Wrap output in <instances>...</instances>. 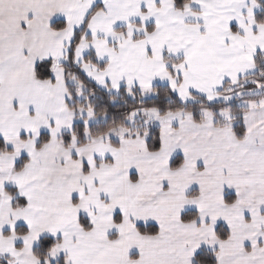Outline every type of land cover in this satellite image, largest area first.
Masks as SVG:
<instances>
[{
    "label": "rangeland",
    "instance_id": "374dc122",
    "mask_svg": "<svg viewBox=\"0 0 264 264\" xmlns=\"http://www.w3.org/2000/svg\"><path fill=\"white\" fill-rule=\"evenodd\" d=\"M54 1L60 2V11L53 9L46 17H53L54 22L64 20L66 12L61 13V11L68 10L71 0H64L66 4L61 3L63 0ZM232 1L234 0H194L190 3L191 8L196 10L188 14L175 9L173 0H85L84 16L81 12L76 16H69L71 19L67 34L69 47L76 32L84 28L94 7L104 4L105 11L104 9L101 10L103 12L98 11L99 13L97 12L90 19L91 26L87 29L86 36L92 35L93 40L88 41L84 36V40L76 49L74 65L89 81L110 94H119L125 89L129 93L138 92L141 99L147 100L156 97L154 87L168 86L160 85L166 82V79H162L166 78L163 75L162 64H166L168 69L165 72L178 83H182L180 90L176 87L175 89L168 87L174 90L173 93L183 103L196 102L194 97L208 104L237 101L238 106L247 109L244 115L248 127L257 132L258 125L264 126V124L257 123L254 118L252 124H249V116L246 114L248 102L258 99L250 101L237 100V98L259 95L264 91V69H259L258 63L254 61L255 73L242 75L239 70H235V63L240 61V57H244L241 54H238L232 64L226 60H213L216 56L227 54L234 43L229 44L228 51L220 42L216 45H208L213 50V54L207 55L203 44H197L198 35L193 29V26H197V29L204 27L201 22L208 19L209 26L218 28L220 32L216 34L215 41H232L238 38L234 34L237 33V26L240 27L241 32L246 30L253 32L251 25L254 24H257L258 29L260 26L264 27L255 19L263 8V0H250L245 6L240 4L239 7H228L227 5ZM8 2L9 0H0V38L4 36L5 25L18 23L14 15V11L18 12V9H14ZM257 6L261 10L258 11ZM22 15L25 16L24 11ZM226 25H230L228 30L222 31ZM149 26L154 28L152 36H147ZM117 29H123L122 33ZM126 31L127 35H125ZM204 40L211 39L207 37ZM262 40L264 42V39ZM54 49H57L56 44ZM67 53L63 60H58V55L52 58L55 96L45 110L36 109V113L30 109L33 103L27 90L31 82L26 78V69L23 68L25 71L23 70L20 76L7 78L5 72L13 73L21 64L16 67L9 64L12 67L9 70L4 66L8 63L0 60V89L10 87L9 84L13 83L16 88H21V99L13 112L6 111L3 115L0 111V144L4 147L0 149V247L11 246L12 241L5 240L1 231L15 229L19 219L18 216H14L12 207L15 197L9 192L11 189H16L17 197L29 200L32 209H44L43 216L48 218L52 225L48 230L51 238L60 230L61 223L54 224L61 215L69 216L68 220L66 218L64 220L65 229L61 235L68 237L69 221L80 210L82 214H87L84 216L93 223V217L97 218V221L103 219V226L97 222V231L93 237L96 242L94 245L98 243L101 246L105 243L102 233L106 232L108 223L117 241L126 242L128 247L127 240L135 236L138 225H157L161 232L164 231V234L168 235V241L176 243V237L182 231L180 246L187 248L188 252L182 249L184 252L181 255V263L186 264V256L188 258L190 250L198 251L202 248L217 251L213 248L214 228L222 224L229 229L227 224L221 223V219L230 217L236 219L233 221V226L237 230L238 221L242 218L237 219L235 215L237 210L231 215L217 206L216 202L219 199L222 204L227 195L231 197L232 202L234 201L236 195L231 192L233 190L230 185L236 186L233 180L235 169H240L243 175L244 171L262 172L263 191L259 195L254 194L243 213L250 214L252 218L250 225H259L261 222L264 224V215L258 214L264 204V167L260 164V159L239 154V160L231 162L232 159H236L232 153V156L227 158L228 163H225L219 161L217 157L223 144H225L222 149L223 154L232 152L231 148L235 149L229 144L235 139L230 134L228 138L224 135L216 137L212 143L209 142L213 149L212 151L209 149L210 153L204 156L207 157L206 163L199 168L202 170L205 167L206 175L195 174L191 165L190 169L184 168L181 172L170 168L175 158L171 162L167 161L172 156H176L178 147L175 139L170 136L161 153H150L140 147L143 143L142 138L149 137L148 133L152 129L163 131L173 123L190 119L191 115L186 111L162 114L155 108H141L130 115L127 126L113 129L84 146H78V136L73 135L71 145L68 148L64 147L61 137L64 133L72 134L75 124L82 123L89 128L98 123L93 118L90 108H82L83 111L75 113L67 107V89L62 67L67 62ZM89 53H94L106 68L101 69L87 63L85 58ZM255 53L256 51L253 54ZM258 54L264 55L260 52ZM26 55L25 51L23 59ZM149 55L153 58L150 59ZM204 56L209 57L210 60H205ZM245 60L247 61L246 57ZM30 61L32 60L29 54L23 63ZM205 63L211 64V68L199 71L198 66ZM259 63L264 64V60L260 59ZM249 84H254V89L247 90L246 86ZM1 93L0 96L5 94ZM187 93H190L189 97L184 96ZM217 114L227 123L233 118V114L229 111H219ZM202 116L205 122L215 119L214 114L206 110ZM3 119H5L4 125ZM43 133L49 134L51 140L49 144L38 150L37 145ZM257 133H264V127H260ZM254 139L255 135L252 141L251 138L245 139L238 145L252 143ZM130 143H132L131 147H129ZM23 157L28 158L30 164L26 172H17L16 166ZM31 178L35 181L32 189L29 183ZM57 184H64V187L61 189ZM198 185L203 187L201 192L195 187ZM237 191L242 193L244 190ZM205 201L210 203V208L215 203L216 207L212 213L204 214ZM74 203L80 205H77L78 210L71 208ZM82 207L84 209H80ZM226 209L230 210L231 206L226 205ZM190 211L198 212L201 218L200 225H196L198 222L185 224L181 221L182 215ZM117 218L120 221H117ZM250 231L236 237L232 234V246L234 247L244 235L254 236V239L259 236V233L252 228ZM159 237L151 239L149 247L143 245V248L161 247L162 236ZM129 241L131 243L132 239ZM56 249H73V243L66 242ZM58 256L59 250H55L48 263L53 262Z\"/></svg>",
    "mask_w": 264,
    "mask_h": 264
},
{
    "label": "crops",
    "instance_id": "0c3cea01",
    "mask_svg": "<svg viewBox=\"0 0 264 264\" xmlns=\"http://www.w3.org/2000/svg\"><path fill=\"white\" fill-rule=\"evenodd\" d=\"M192 1L194 0H191V3ZM247 1L248 3H250V0H234L227 6L239 7L240 4L245 6ZM81 2L82 7L80 8ZM8 3L9 5L13 6L14 9H18V12L14 11V15L15 18L17 17L18 19V23L5 25L4 36L3 38H0V60L8 63L4 64V66L5 69L9 70L12 69L11 65L13 67H16L20 64L21 65L20 68L13 73H8V71H6L5 76L7 78L20 76L22 71L24 70L23 68H25L26 71H24L26 78H28L31 82V85L28 86L29 88L27 90L28 94L31 95V102L33 103L32 108L30 109L33 113H36V109L43 111L48 107L51 99L54 98L56 89H54V82H39L36 80L34 74L35 67L41 61L52 60L55 55H58V60H63V57H65L67 49L69 48V42L67 40V34L71 23V19L69 18V16H76L78 12L83 13L82 16H84L85 0H71L68 6V10L61 11V13L66 12L64 20H59L67 23V29L64 31H54L52 29L54 18L46 17V15L53 9H57V11H60V2H55L54 0H9ZM61 3L66 4L64 0ZM191 3H189L184 10L180 11H182L183 13L191 14L193 10H196L191 8ZM103 6L105 8L104 4ZM220 7L223 8V6ZM257 8L258 11L261 10L258 6ZM22 11H24L25 16L22 15ZM103 11H105V9ZM207 20L208 19H206L204 22H201V24L204 25V27L202 28L197 29V26H193V29L198 35L196 42L199 45L203 44V46L205 47L204 52H206L207 55H212L213 50L210 49L208 45H216L218 42L223 43L225 45L224 49L228 51L229 44H232L233 42L234 45L232 44V47L227 54L223 56H216V58H213V60H226L232 64L236 61L238 54H241L244 57H240V61H237L235 63V70H239L242 75H250L252 73H255V58L258 52L264 53V42L262 40L264 39V27L260 26V29H258L259 27H257V24H254L251 25V29L253 30V32H251L250 30L241 32L240 27L237 26V33H234L232 31L235 36H238L237 39H233L232 41H215L214 39L216 34L220 33L218 31L219 29L210 27L207 23ZM187 25L188 24H186V27H188ZM90 26L91 22L88 25V29H90ZM229 26L230 25H226L225 27H223L222 31L228 30ZM152 33H148L147 36H152ZM125 35H127V31ZM207 37H209L211 40L205 41L204 39ZM241 37L250 38L243 39ZM84 39L92 41L93 36L85 35ZM143 41H145V39ZM55 44L57 45L56 50L54 49ZM25 51L27 52V55L26 58L23 59V54H25ZM255 51L256 53L253 54ZM29 54L32 61L23 63V60L27 59ZM245 57L247 58V61L245 60ZM152 58L153 56H150V59ZM204 59L210 60L209 57L206 56H204ZM165 65L162 64V71L163 75L166 78L162 79H166V82H162V84L160 85H168L172 89H175L176 87V89L180 90L182 83H178L173 77L169 75V73L167 74L165 72V70L168 69V66ZM210 68L211 64L207 63L198 66L199 71H205ZM9 86L10 87H6L5 89H0V93L2 91L3 93H5H1L3 95L0 96V111L3 112V115L6 111L13 112L14 107L18 106L17 104L21 99V88H16L15 83H13L12 85L9 84ZM185 91H187V89ZM189 94L190 93H187L184 96L189 97ZM247 108L248 111L246 116H249V124H252V118H254L257 123L264 124V99H258L248 102ZM243 117L244 122H246L245 126L247 130L245 139L248 140L251 138L252 141V138L255 135L254 141L246 145H238L244 142L245 139L243 141L232 139L229 144L234 146L235 149L231 148L232 152L228 151L223 154L222 149L225 146V144H223L222 149L217 157L219 161L228 163L227 158L231 157L232 153L233 155H235L236 159H232L231 162L238 161L240 158L239 154L243 156L247 155L249 157L253 156L259 158L260 164L264 167V144H262L264 142V133H257L259 132L260 127L264 126L258 125V131L255 132L253 129L248 127V122L245 119V115H243ZM4 121L5 119H3V125ZM214 121L212 120L210 122L198 124L195 123L191 117L188 120L171 124L167 127L166 130L162 131V129H160L161 138L163 137L161 139L162 149L157 153L162 152V150L164 149V144L168 142V136H170L173 140L175 139L178 147L176 150V156H172L167 162H171L174 158L180 157L182 159V166L178 169L179 172H181L184 168L190 169V167L192 166L191 169L195 174L204 173V175H206L207 171H205V167L202 170H200L199 168L203 167V163H206L207 157L204 156H207L210 153L209 149H211L210 151H212L213 149V147H210L209 142L212 143L216 137H222L224 135L227 136V138L229 137V134L230 136L234 137L229 127L217 128L214 126ZM131 146L132 143H130L129 147ZM226 146L228 145L226 144ZM140 147L143 150L149 152L146 148L144 140L143 143H141ZM68 159H70V157H68ZM29 164L30 162L27 164V166L25 165L26 168L24 167L23 171H21L22 173L26 172ZM234 175L235 177L233 178V180L236 186H230L233 190L231 192L234 193V196L236 195L235 202L232 205L226 204L225 199H223L222 204L219 199L216 202L217 206L222 207L221 209L224 212H228L233 215L237 210L235 214L237 215V219H240L241 217L242 218L238 221L237 230L235 229V226H233V221L236 219H231V217L221 219V223L227 224V226L229 227L231 236L226 241L219 240L216 234L213 237V248L217 249L216 252L218 253L217 264H264V224L263 222H261L259 225H250V223L252 222L250 214L245 212L243 213L244 208L251 203L254 194L259 195L260 192L263 191V179L261 181L262 172L260 170L255 173H246L244 171L243 175L240 169H235ZM29 183L30 188L32 189V187L35 185V181L31 178ZM57 186H60L62 189L64 187V184H57ZM195 187L198 191L200 190V192L201 189H203V187L200 185ZM238 189L244 191L242 193H238ZM132 193L134 194L135 191H133ZM26 202L27 204L24 208H13L14 216L19 217L18 221L16 222L15 229L1 231V234L5 238V240L12 241V243L11 246L8 245L6 247H0V262L4 260L10 264H39L37 258L34 256L33 250L42 238L51 236L50 234H48V230L52 225H50L51 222L48 218H44V209H32L30 201L26 200ZM205 203L204 214H208L209 212L212 213V211H214L216 207L215 203L212 208H210L211 205L210 203H208V201H205ZM77 205L80 206L79 204L74 203L71 208H73L74 210H78L79 207ZM226 205L231 206V209L227 210ZM80 209H84V207ZM10 213H12V210L10 211ZM258 214L260 216L264 215V204H262ZM84 215L87 214H82L79 210L77 214L71 217L69 221L68 237L61 235L65 229L64 220L65 218L68 220L69 216L61 215L59 217V220H56V223L54 225L61 223V227L58 234L52 238L61 237V243L57 244L52 249V251L50 252V257L55 250H59L58 258H60L62 255H65L67 256L70 264H182L181 255L182 252H184L182 249H185L188 252L187 248H183L182 246H180L182 242L181 238H183V236H181L183 234L182 231L177 235L176 243L168 241V235L164 234V231L161 232L159 226L158 227L160 231L156 236L141 235L136 231L135 236H132L130 238L132 239L131 243L129 241L130 239L127 240V242L129 243L128 247L126 245V242L123 241L120 243L117 241V238L113 236L114 234L110 231V225L108 223L106 232L104 234L102 233V237L104 238L105 243L101 244V246H99L98 243L94 245L96 242L95 238L93 237L97 231V222L101 223V225L103 226V219L100 218L99 221H97V218L93 217L95 224L90 220L93 224L92 230L85 231L79 222L80 217ZM200 221L201 218L199 216L198 220L196 221L198 222L196 225H200ZM19 227L27 228L28 233L26 235L18 234L17 230ZM66 228H68V224H66ZM216 228H214L215 232ZM250 228H252L256 233H259V236H256L254 239V236L244 235L233 247L232 234L234 235V237H236L237 235L240 236L244 232H251ZM159 236H162V246H159L155 249L148 248L151 243L150 240L155 239ZM32 238L33 241H31ZM113 239L115 240V242ZM66 242L73 243V249H56ZM143 245H147L148 247L144 249ZM133 246H135V248H133ZM102 247H109V249H102ZM200 250H202V248L198 251L190 250V255L188 256V258L186 256V264H192L194 256ZM57 259H55L53 262H55Z\"/></svg>",
    "mask_w": 264,
    "mask_h": 264
},
{
    "label": "trees",
    "instance_id": "16d2710c",
    "mask_svg": "<svg viewBox=\"0 0 264 264\" xmlns=\"http://www.w3.org/2000/svg\"><path fill=\"white\" fill-rule=\"evenodd\" d=\"M173 2L175 5V9L180 11L184 10L186 6L191 2V0H173ZM262 6V10L255 16L256 22L260 25H264V4H262ZM103 9L104 6L101 4H98L94 7L92 13L84 24V28L81 31L76 32L73 42L71 43L68 49L66 57L67 62L62 65L65 73L68 109L71 112L79 113L80 111H83L82 108H90L93 114V118L96 119L98 123L96 125L89 126V128H87L82 123L75 124L72 134L64 133L61 137V141L64 147L68 148V146L71 145L73 135L78 136V146H84L88 143L93 142L95 139H99L100 137L106 135L109 131L113 129L127 126V119L130 117V115L141 108H155L162 114L176 111H186L188 114L191 115L193 121L198 124L205 122V119L202 116L204 111H210L215 116V121L213 120L215 127H229L235 139H237L238 141H243L245 139L247 130L243 115L245 114V111L247 109L245 107L238 106L237 101H233L231 103L219 102L214 104H208L204 100H200L197 97H194L196 102L183 103L168 86L154 87L153 91L155 92L156 97L143 100L139 97L138 92L129 93L125 89H122L119 94H110L109 92L99 88L94 83L89 81L86 76L80 71V69L74 65L75 53L77 47L81 44L84 36L86 35L90 19L98 11H101ZM52 29L54 31H64L67 29V23L64 21L54 22L52 25ZM118 31L121 32L123 31V29H118ZM147 31L148 33H152L154 32V28L149 26L147 27ZM260 59L263 61L264 55L257 54L255 60L258 63L257 67L259 69H264V64L259 63ZM85 61L89 64L97 66L98 68H106L103 64L98 61L94 53H89V55L85 58ZM53 66V60H44L39 62L36 65L34 71L36 80L39 82L53 83ZM246 87L247 90H252L254 89L253 87H255V85L249 84ZM81 97H83V99H80ZM263 97L264 91H262L259 95L244 96L240 99L237 98V100L261 99ZM219 111L231 112L233 114L231 122L227 123L221 120V118L218 117L217 114ZM77 116L79 117V114ZM148 134L149 137H143L146 142L147 150L152 153H157L161 151L162 141L160 129H152V131ZM50 140V135L43 133L40 136L37 149L41 150L44 146L49 144ZM3 148V145L0 144V149ZM28 162L29 159L23 157L21 159V162L16 166L15 170L17 172L23 171L26 163ZM181 166L182 159L180 157H177L171 164L170 168L176 171ZM9 192L12 197H15V200L13 202L14 209H21L26 206V200L17 197L16 189H11L9 190ZM225 202L229 205L233 203L230 196H227L225 198ZM198 217L199 216L196 211H190L182 215L181 221L185 224H190L196 222L198 220ZM117 221H120V219L117 218ZM79 222L85 231L92 230L93 226L87 217L81 216ZM136 229L139 234L149 236H156L159 234L160 231L159 227L156 225L137 226ZM17 233L20 235H26L28 233V230L25 227H19ZM215 234L217 238L221 241H226L230 237L229 229L222 224H220L216 228ZM60 242L61 239H55L50 237L42 238L38 242V244L33 250V253L34 256L37 258L39 264H70L67 259V256H61L55 262L50 261L48 263V259L50 258V252ZM7 263L8 262L4 260L0 262V264ZM192 264H217V252L211 249H202L194 256Z\"/></svg>",
    "mask_w": 264,
    "mask_h": 264
},
{
    "label": "built area",
    "instance_id": "2783aa9c",
    "mask_svg": "<svg viewBox=\"0 0 264 264\" xmlns=\"http://www.w3.org/2000/svg\"><path fill=\"white\" fill-rule=\"evenodd\" d=\"M8 264V263H7Z\"/></svg>",
    "mask_w": 264,
    "mask_h": 264
}]
</instances>
